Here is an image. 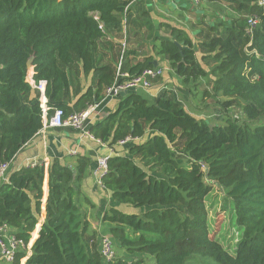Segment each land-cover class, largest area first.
Returning <instances> with one entry per match:
<instances>
[{"label":"trees","instance_id":"trees-1","mask_svg":"<svg viewBox=\"0 0 264 264\" xmlns=\"http://www.w3.org/2000/svg\"><path fill=\"white\" fill-rule=\"evenodd\" d=\"M129 2L0 0V163L14 161L43 126L39 94L27 79L29 59L33 79L48 82L50 104L66 115L100 101L117 75L112 63L95 61L106 34L100 23L106 29L118 25ZM229 2L238 18L225 35L206 43L218 62L213 92L225 98L218 100L229 116L224 124L197 119L172 98L150 104L129 91L115 111L90 128L110 147L128 136L142 138L128 143L127 153L122 148L108 158L102 182L115 200L144 210L111 208L103 219L120 248L150 255L156 264H264V4ZM250 17L258 19L252 35ZM172 35L161 41L159 53L176 73L185 82L207 75L188 33L172 27ZM76 65L84 75L94 72L97 81L74 97L69 70ZM154 66V57L147 56L128 72ZM256 120L261 122L252 124ZM148 131L152 134L145 138ZM180 142L186 161L172 152ZM89 165L85 156L76 167L59 158L50 162L46 221L25 264H145L141 257L105 262L100 249L85 239L88 222L80 197ZM45 178L41 163L12 170L0 185V224L14 228L26 242L39 221ZM215 184L231 201L240 231L233 253L210 234L206 198ZM25 256L26 251L19 252L13 264Z\"/></svg>","mask_w":264,"mask_h":264},{"label":"crops","instance_id":"crops-1","mask_svg":"<svg viewBox=\"0 0 264 264\" xmlns=\"http://www.w3.org/2000/svg\"><path fill=\"white\" fill-rule=\"evenodd\" d=\"M126 7L127 11L124 12L122 18L120 17V23L105 28L106 34L99 41L96 49L99 56H96L97 53L94 54L98 61L97 65L112 63L117 68L121 61L122 43L125 39L127 49L122 59L124 72H128L131 66L147 56L154 57V62L163 68V75L153 83L149 90L133 92L143 95L150 104L163 96L172 98L197 119H203L212 124H224L223 120L215 121L217 114L221 111L218 100L225 98L222 93L216 95L213 92L215 76L212 71L218 62L213 59L214 52L209 51L206 43L213 37L225 35L232 19L238 18L239 14L230 7L229 0H201L199 3L191 0H130ZM124 19L127 21L126 33L123 30ZM172 27L184 29L188 33L193 41L197 60L207 71V75L185 82L171 66L169 59L159 53L161 41L173 39ZM33 72V69L29 71L28 79L33 76ZM81 74L84 75L82 72ZM121 99L122 95L103 97L97 111L88 121V129L101 123L111 112L115 111ZM72 100L74 104L76 99ZM122 148L125 150L120 152L127 153V144L110 147L108 144L100 143L97 139L84 135L78 129L67 126L50 127L39 131L23 146L12 162V170L31 166L34 163H44L46 178L39 221L31 232L26 256L21 264H25L26 259L31 255L32 246L39 236L41 225L46 221L47 172L54 158H59L61 162L72 167L78 165L80 156L88 157L90 160L87 174L82 181L80 197L82 210L88 222L87 234L90 236L95 231H99L100 223L109 225L103 217L111 208H117L125 213H141L144 210V208H135L130 204L115 200L112 192L99 183V177L95 174L100 157L110 156L113 154L112 150L118 151ZM140 257L143 258V256ZM0 264L11 263L0 259Z\"/></svg>","mask_w":264,"mask_h":264},{"label":"built area","instance_id":"built-area-1","mask_svg":"<svg viewBox=\"0 0 264 264\" xmlns=\"http://www.w3.org/2000/svg\"><path fill=\"white\" fill-rule=\"evenodd\" d=\"M194 3H199L201 0H191ZM259 4L263 5L264 0H259ZM127 11V7L125 12ZM98 19L97 14H95ZM126 19H124V32H127ZM258 23L256 17H250L248 20L247 31L252 35L253 27ZM100 28L105 30V25L100 23ZM124 39L122 43V55L121 61L117 66V75L114 82L107 86L104 90V97H116L120 96L124 91H137V90H149L153 83L163 75V68L160 66L148 67L137 74L130 75L128 72L122 70V59L126 52L127 45ZM34 74V72H33ZM29 77V74H28ZM27 77V79H28ZM31 78V80H30ZM28 81L33 86L34 90L38 92V101L41 108L42 116V128L40 131H44L50 127H71L78 129L83 132L84 135L90 136L91 138L97 139L100 143H103L100 139L96 138L91 131L88 129V121L92 115L97 111L100 101L89 104L88 107L81 111H75L68 115L61 107L52 106L47 94L46 80H39L36 82L33 76ZM237 117V116H235ZM142 138L128 136L118 141V145L124 146L132 141H138ZM105 144V143H103ZM112 150V149H111ZM111 155L118 153L116 150H112ZM110 155V156H111ZM110 156L100 157L98 159V169L95 171L96 176L99 177V183L103 185L102 178L108 172V158ZM12 162L7 161L0 163V185L5 182L12 172ZM36 163L31 166H35ZM104 186V185H103ZM29 245V241L26 242L22 237L16 234V230L8 224H0V259L13 264L16 260V256L21 251H26ZM100 252L105 262H110L118 256V250L115 246V241L111 236L105 235L100 240Z\"/></svg>","mask_w":264,"mask_h":264},{"label":"rangeland","instance_id":"rangeland-1","mask_svg":"<svg viewBox=\"0 0 264 264\" xmlns=\"http://www.w3.org/2000/svg\"><path fill=\"white\" fill-rule=\"evenodd\" d=\"M96 51L97 50H95L94 52L95 54L97 53ZM96 56H99L98 53ZM95 61L96 63H98L97 59H95ZM69 72L71 74V80L74 85L72 91L74 97L78 92L86 90L90 84L93 85L96 84V75L94 72L90 73L89 75H82L81 68L78 65L70 69ZM218 103L221 108V111L219 114H217V117L215 116L216 117L215 121L216 122L222 120L226 121L227 120L226 116L227 117L229 116L228 114H226V110L222 108L220 102ZM230 113L231 115L233 114V112ZM239 120L243 121V118L239 117ZM259 122H261V120H256L252 124H258ZM151 134L152 132L148 131L145 137H148ZM126 150H128V148H126ZM172 152L180 161H186L188 158L187 153L183 151L182 142H180L178 145H173ZM136 160L138 161L139 159L137 158ZM146 169H149V167H146ZM154 170L159 171L160 169L156 168ZM206 203L209 213L210 234L215 236L216 239H218L224 245L225 248H227L231 253H233L235 250L236 243L238 242L240 236V231L235 223L233 206L231 201L226 196L224 190H222L218 184H215V187L212 189V191L209 193V195L206 198ZM109 226L110 224L103 225L100 223L98 227L99 231H95L92 236L86 233L85 239L88 240L91 245H93L99 250L100 240L103 236L108 235L114 239L113 235L110 233ZM115 246L116 249L118 250L119 257L130 259V258H137L143 256V258L145 259V264H156L155 259L150 255L139 252L128 253L125 249L120 248L119 244L116 241H115Z\"/></svg>","mask_w":264,"mask_h":264},{"label":"water","instance_id":"water-1","mask_svg":"<svg viewBox=\"0 0 264 264\" xmlns=\"http://www.w3.org/2000/svg\"><path fill=\"white\" fill-rule=\"evenodd\" d=\"M176 43H177V42H176ZM32 60H33V57H31V58L29 59V61H28V68H29L30 70L33 69ZM154 63H155V66H158L156 62H154ZM0 68H1V67H0ZM0 84H1V81H0ZM127 93H128V91H124V92L121 93V95H122V96H125Z\"/></svg>","mask_w":264,"mask_h":264}]
</instances>
